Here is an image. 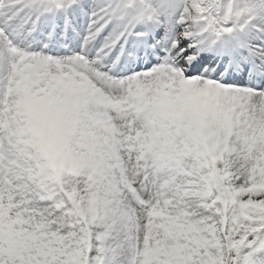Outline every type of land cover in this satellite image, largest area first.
<instances>
[{
  "label": "snow or ice",
  "instance_id": "snow-or-ice-1",
  "mask_svg": "<svg viewBox=\"0 0 264 264\" xmlns=\"http://www.w3.org/2000/svg\"><path fill=\"white\" fill-rule=\"evenodd\" d=\"M0 264H264V0H0Z\"/></svg>",
  "mask_w": 264,
  "mask_h": 264
}]
</instances>
